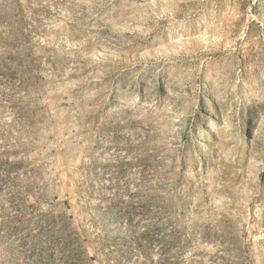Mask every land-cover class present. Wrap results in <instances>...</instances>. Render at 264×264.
Returning <instances> with one entry per match:
<instances>
[{
  "label": "rangeland",
  "instance_id": "374dc122",
  "mask_svg": "<svg viewBox=\"0 0 264 264\" xmlns=\"http://www.w3.org/2000/svg\"><path fill=\"white\" fill-rule=\"evenodd\" d=\"M0 264H264V0H0Z\"/></svg>",
  "mask_w": 264,
  "mask_h": 264
},
{
  "label": "trees",
  "instance_id": "16d2710c",
  "mask_svg": "<svg viewBox=\"0 0 264 264\" xmlns=\"http://www.w3.org/2000/svg\"><path fill=\"white\" fill-rule=\"evenodd\" d=\"M65 204H66V202H64ZM70 219V218H69ZM77 239H79V237H77ZM4 241V240H3ZM4 243H6V242H4Z\"/></svg>",
  "mask_w": 264,
  "mask_h": 264
},
{
  "label": "bare ground",
  "instance_id": "6f19581e",
  "mask_svg": "<svg viewBox=\"0 0 264 264\" xmlns=\"http://www.w3.org/2000/svg\"><path fill=\"white\" fill-rule=\"evenodd\" d=\"M111 76V75H110Z\"/></svg>",
  "mask_w": 264,
  "mask_h": 264
}]
</instances>
